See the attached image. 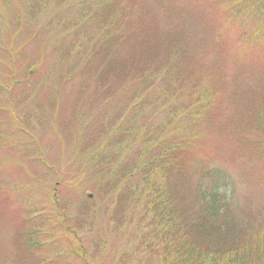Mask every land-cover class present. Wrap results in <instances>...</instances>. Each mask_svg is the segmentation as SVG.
Listing matches in <instances>:
<instances>
[{"label":"rangeland","instance_id":"1","mask_svg":"<svg viewBox=\"0 0 264 264\" xmlns=\"http://www.w3.org/2000/svg\"><path fill=\"white\" fill-rule=\"evenodd\" d=\"M170 1L191 18L183 38L189 63L217 99L203 126L210 162L231 176L237 221L252 228L264 224V158L249 145L255 135L243 124L245 98L255 100L264 88V43L260 54L241 29H251L254 18L242 26L239 20L230 22L226 8L233 0ZM162 6L154 24L163 31L172 26L165 25ZM239 8L245 12L244 5ZM62 9L35 11L30 21L39 27H22V57L15 56L16 50L12 57L0 51V264H155L141 244L142 238L152 239L135 232L137 213L120 199L119 189L114 191L106 171L103 177L98 173L124 166L115 158L116 135L107 142L101 129L120 112L128 90L118 92L113 85L98 93L99 82L93 84L85 65L75 73L78 59L72 56L81 47L70 49L75 27ZM152 22L142 18V23ZM25 55L41 71L36 82L28 78L22 85ZM11 71L21 84L7 85L5 75ZM92 144L105 149V166L86 159Z\"/></svg>","mask_w":264,"mask_h":264},{"label":"trees","instance_id":"2","mask_svg":"<svg viewBox=\"0 0 264 264\" xmlns=\"http://www.w3.org/2000/svg\"><path fill=\"white\" fill-rule=\"evenodd\" d=\"M161 3L165 25L172 26L163 31L154 24ZM238 5H244V13ZM54 6L63 8L67 22L75 27L70 49L81 47L72 56L78 59L75 73L85 65L93 84L99 82L98 93L113 85L118 92L128 90L120 112L101 129L107 142L116 135L115 158L123 159L124 166L116 172L99 168L98 173L103 177L106 171L114 191L119 189L120 199L137 213L135 232L152 239L141 237V244L153 263L264 264V224L252 228L237 221L231 176L210 162V147L205 146L209 134L203 126H208L217 99L213 87L197 77L200 72L189 63L192 58L183 38L191 18L176 11L170 0H61L60 5L53 0H2L0 51L12 57L16 50L15 56L22 57L24 45L18 43L24 36L22 27L34 25L37 30L39 25L30 21L35 11L47 14L45 9ZM226 12L230 22L239 20L241 26L253 16L252 28L241 29L263 53L264 0H233ZM146 16L153 22L142 23ZM21 64L27 73L22 85L30 78L36 82L40 64L35 59ZM13 75L12 71L5 75L7 85L21 84ZM245 101L243 124L255 135L249 145L259 148L258 156L264 158V88L255 100ZM91 146L86 159L105 166V149Z\"/></svg>","mask_w":264,"mask_h":264}]
</instances>
